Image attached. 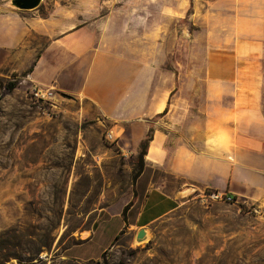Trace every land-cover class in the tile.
<instances>
[{
	"label": "rangeland",
	"instance_id": "374dc122",
	"mask_svg": "<svg viewBox=\"0 0 264 264\" xmlns=\"http://www.w3.org/2000/svg\"><path fill=\"white\" fill-rule=\"evenodd\" d=\"M127 1L42 0L32 11L46 16L65 9L71 27L98 19ZM236 4L258 7L264 19V0H143L149 54L163 55L165 73L177 72V62L182 65L187 58L201 68L211 33L221 32ZM46 39L33 38L21 48L31 58L47 47ZM11 54L0 49V264H264L261 189L231 204L205 205L200 196L185 198L173 213L148 227L146 241L137 244L136 234H122L97 261L67 258L65 250L80 242V234L86 235L128 201L140 162L141 143L135 150L139 128L75 113L71 97L61 102L58 115L47 117L29 99L34 83L22 65L29 56L13 60ZM201 77L200 73L196 78ZM147 78L149 87L161 81V76ZM14 81L16 88L4 94ZM260 85L264 118V52ZM150 119L155 121L143 115L135 123L149 128L143 140L153 135ZM109 130L120 133L116 142L107 141ZM94 229L92 240L71 250L69 257L95 260L117 236L113 221Z\"/></svg>",
	"mask_w": 264,
	"mask_h": 264
},
{
	"label": "crops",
	"instance_id": "0c3cea01",
	"mask_svg": "<svg viewBox=\"0 0 264 264\" xmlns=\"http://www.w3.org/2000/svg\"><path fill=\"white\" fill-rule=\"evenodd\" d=\"M230 12L221 32L211 33L201 68L187 58L182 65L177 62V72L165 73L163 55L149 54L143 0H129L71 27L65 9L42 16L0 2V49L11 52L13 60L29 56L22 65L32 83L54 86L71 97L75 113L138 126L135 150L149 129L135 123L143 115L155 119H150L154 132L128 201L94 226L113 221L117 236L112 244L95 260L69 257L92 240V228L65 250L67 258L97 261L120 235L148 229L185 198L219 191L236 199L252 189L264 191V19L258 7L236 4ZM42 36L47 47L30 58L21 45ZM149 76H161V81L149 87ZM186 192L191 193L183 197Z\"/></svg>",
	"mask_w": 264,
	"mask_h": 264
},
{
	"label": "built area",
	"instance_id": "2783aa9c",
	"mask_svg": "<svg viewBox=\"0 0 264 264\" xmlns=\"http://www.w3.org/2000/svg\"><path fill=\"white\" fill-rule=\"evenodd\" d=\"M29 99L47 117H54L60 113V104L65 98L61 97V93L54 86L33 84L29 91ZM106 139L108 142H116L119 135L109 130L106 132ZM200 199L205 205L216 202L231 204L236 200L234 197L219 191H206L201 194Z\"/></svg>",
	"mask_w": 264,
	"mask_h": 264
},
{
	"label": "water",
	"instance_id": "95a60500",
	"mask_svg": "<svg viewBox=\"0 0 264 264\" xmlns=\"http://www.w3.org/2000/svg\"><path fill=\"white\" fill-rule=\"evenodd\" d=\"M42 0H11V5L21 11H31L39 7ZM62 98L70 99L69 96L61 94ZM148 239V230L140 229L135 235V243L139 244Z\"/></svg>",
	"mask_w": 264,
	"mask_h": 264
},
{
	"label": "trees",
	"instance_id": "16d2710c",
	"mask_svg": "<svg viewBox=\"0 0 264 264\" xmlns=\"http://www.w3.org/2000/svg\"><path fill=\"white\" fill-rule=\"evenodd\" d=\"M18 84V81H14V82H9L7 84V86L4 88V94H8L10 92H12L16 86ZM151 136H148L145 140L141 141V144H140V153H139V159H140V162L137 166V175L142 171V168H143V157L144 155L146 154V149H147V146L151 140Z\"/></svg>",
	"mask_w": 264,
	"mask_h": 264
},
{
	"label": "bare ground",
	"instance_id": "6f19581e",
	"mask_svg": "<svg viewBox=\"0 0 264 264\" xmlns=\"http://www.w3.org/2000/svg\"><path fill=\"white\" fill-rule=\"evenodd\" d=\"M191 192H186V193H183V197H187ZM148 237H149V234H148Z\"/></svg>",
	"mask_w": 264,
	"mask_h": 264
}]
</instances>
